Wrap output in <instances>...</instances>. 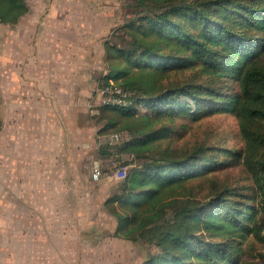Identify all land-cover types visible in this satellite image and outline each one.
I'll use <instances>...</instances> for the list:
<instances>
[{
    "label": "trees",
    "instance_id": "1",
    "mask_svg": "<svg viewBox=\"0 0 264 264\" xmlns=\"http://www.w3.org/2000/svg\"><path fill=\"white\" fill-rule=\"evenodd\" d=\"M128 1L133 17L116 32L129 44L105 42L108 72L100 83L129 92L130 105L99 109L102 131L125 132L114 145L122 142V151L142 163L104 201L114 235L157 247L141 264H239L249 235L264 242V0ZM27 11L26 0H0V23L17 24ZM136 55L146 58L138 66L131 62ZM217 112L238 118L244 148L201 144L173 157L157 143L172 132L156 128L161 114L198 120ZM238 165L254 184L246 201L214 180L209 195L195 193L216 172Z\"/></svg>",
    "mask_w": 264,
    "mask_h": 264
},
{
    "label": "rangeland",
    "instance_id": "2",
    "mask_svg": "<svg viewBox=\"0 0 264 264\" xmlns=\"http://www.w3.org/2000/svg\"><path fill=\"white\" fill-rule=\"evenodd\" d=\"M26 1L39 8L36 11V17H39V13L43 12L40 9L43 0ZM127 1L122 3L120 16L128 15L129 18L133 15L130 14V2ZM125 36V32L115 31L110 42L127 47L129 37ZM28 43L27 40L11 42L9 48L15 51L17 47H27ZM16 52L18 55H10L6 60L8 65L14 67L17 76L21 74V77H24L25 68L29 69L35 59L40 58L22 57ZM138 57L139 55L132 57L131 62L135 66L146 59L145 56H142V59ZM137 59L140 61L136 62ZM7 79H4L5 83ZM6 99L0 97V119L3 122L0 131V209L6 211L12 208L17 210L20 216L16 218V226L9 230H6L7 216L0 217V241L4 245L0 252V264H141L149 254L156 252L157 247L148 243L115 237L116 221L104 208V201L111 193V186L118 182L110 178L115 167L130 164L137 166L142 163L139 157L122 151V142L119 145L110 143V136L114 133H121L123 139L126 138V133L117 130L103 132L106 120L101 118L99 107L96 116L80 119L79 124L82 127L89 126L94 132L89 133L85 128L76 132L72 146L74 163L66 162L63 169L56 170V176H60L62 171L65 180L63 185L43 184V167L31 170L28 174L18 170L16 178L8 166V159H11L13 154L8 147L7 121H3L8 112ZM181 103L184 107L189 104L188 109L192 112L197 110V103L192 99L182 98ZM161 115L156 122V128L166 126L172 132L170 138L157 143L173 157H179L183 150L201 144L216 146L219 149L244 148L239 121L233 114L217 112L198 120L190 117L171 119L165 113ZM174 150L177 152L174 153ZM223 156L221 155V158ZM99 161L103 164L102 178L95 183L91 174L94 163ZM53 172L55 170L44 171L45 175ZM25 176L27 180L28 177L32 178L31 184L23 182ZM212 176L214 178L209 177L206 185L202 182L201 187L199 185L195 188L196 194L209 195V188L214 180L221 190L229 188L230 192L245 195V198L239 197L242 201H246V196H253V181L242 165L218 171ZM69 177L74 178L72 184H68ZM51 194L62 196V201L58 204L52 202L50 198L55 197L51 196L44 202L43 195L44 199H47L46 196ZM26 209L27 214L24 213ZM35 213L39 216H35ZM55 214L58 216L54 217ZM239 248V264H264V242L249 235Z\"/></svg>",
    "mask_w": 264,
    "mask_h": 264
},
{
    "label": "crops",
    "instance_id": "3",
    "mask_svg": "<svg viewBox=\"0 0 264 264\" xmlns=\"http://www.w3.org/2000/svg\"><path fill=\"white\" fill-rule=\"evenodd\" d=\"M26 3L28 11L17 24L0 23V97L7 98V117H2L7 121L8 147L13 154L8 166L16 178L18 170L28 174L43 167V184L63 185L62 171L56 176V170L66 162L74 163L72 146L78 130L94 132L79 122L98 114L100 78L108 72L105 42L127 15L120 16L123 0H43L39 17V8ZM26 40L27 47L9 48L11 42ZM16 51L22 57L40 58L25 68L24 77L17 76L6 60L18 55ZM45 169L55 172L45 175ZM28 178L23 182L31 184ZM67 179L73 183L74 178ZM46 197L44 202L49 198L57 204L62 201L58 194ZM18 215L12 208L0 209V217L7 216L6 230L16 226ZM3 246L0 241V252Z\"/></svg>",
    "mask_w": 264,
    "mask_h": 264
},
{
    "label": "built area",
    "instance_id": "4",
    "mask_svg": "<svg viewBox=\"0 0 264 264\" xmlns=\"http://www.w3.org/2000/svg\"><path fill=\"white\" fill-rule=\"evenodd\" d=\"M100 95V106H112V107H127L130 105V94L122 87L114 84L113 81L110 84L105 85L99 88L98 91ZM122 135L120 133H115L110 136L111 144L118 143L121 141ZM134 157V155H133ZM133 167L130 165H117L115 167L114 174L110 176L111 179H115L116 181H123L127 175L129 170ZM103 164L101 161L96 162L92 169V180L99 181L102 178Z\"/></svg>",
    "mask_w": 264,
    "mask_h": 264
}]
</instances>
